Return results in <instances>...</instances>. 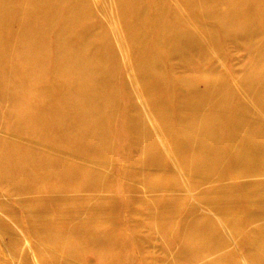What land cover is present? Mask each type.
Segmentation results:
<instances>
[{
    "label": "rangeland",
    "instance_id": "rangeland-1",
    "mask_svg": "<svg viewBox=\"0 0 264 264\" xmlns=\"http://www.w3.org/2000/svg\"><path fill=\"white\" fill-rule=\"evenodd\" d=\"M77 1L102 70L41 39L50 109H22L0 62V264H264V0Z\"/></svg>",
    "mask_w": 264,
    "mask_h": 264
},
{
    "label": "bare ground",
    "instance_id": "bare-ground-1",
    "mask_svg": "<svg viewBox=\"0 0 264 264\" xmlns=\"http://www.w3.org/2000/svg\"><path fill=\"white\" fill-rule=\"evenodd\" d=\"M227 1L232 2V0H227ZM69 6L70 7L67 9V11H65V15L61 17V19L59 20L58 7L53 4V0H0V62L7 63V68L3 72L5 77L1 85L3 86V88L5 87L6 91L9 94L10 102L13 105L21 106V108L22 106L25 107L45 106L46 108L45 107L44 108L46 110L47 107L49 106L47 102H43L42 100L37 99L39 95H42V94L38 95L40 90L49 84L45 72V69L46 67L48 68V65H46L45 63L50 64L51 62V56L45 58L42 57L45 56L43 55V51L49 48L46 47V45H44L43 43L37 42V41H41V39L45 40L46 38L48 39L50 38V40H52L53 51L47 53L46 55L52 54L62 61L61 68L60 69L54 68L53 69L54 72L57 73L61 72L60 74L62 75L70 74L71 76L83 80L86 74L91 73L92 67L98 68L99 70L103 69L100 63L101 55H98L97 57V54L93 53L95 50L91 46L87 47L86 44L87 41H92L91 40L93 37L92 27H88L87 29H84L79 33L76 32L75 30V28H79L78 27L79 25L75 28L73 27L75 21L82 19L84 16H86L83 14L84 12H82L83 8H81V5L77 0H71ZM49 44L50 43H48V45ZM75 57H77L78 60L74 62L75 63L74 65H70L72 64V58ZM90 60L97 61V64L94 66L91 63L92 61ZM68 65L69 67H67ZM59 87H60L59 83L57 82L56 88H58V90L56 89L55 91L57 94V99L56 102L54 103L56 104L57 107L61 105H65L67 106V108H69V110L72 111L73 109L75 110V108H80V107L85 108L92 104L91 101L88 100L86 95L83 92L79 91L78 88H76L77 87L76 85L73 86L70 85L69 89L67 90H59ZM18 88L21 89L22 91L24 90L23 92L24 95L22 97L17 94ZM46 98L50 100L49 97ZM96 101H97L96 102L97 106H99L100 101L98 100ZM43 111L40 112L41 115H43L42 114ZM25 112L22 113L23 117H26L28 114ZM13 115L14 114H12V116ZM41 115H38L36 123L33 124L42 129L44 128L42 125L43 123L42 119L44 118L39 117ZM44 115L46 116V113ZM79 117L80 116H78V118ZM80 119L76 118V120H78V123ZM14 120L15 119H13V121ZM25 120H27V118ZM82 120H84L83 117ZM65 121L66 120H64L63 122L64 124ZM78 123L75 122L74 125ZM70 125L71 124H68L66 122V125L62 127L63 131H67L70 134L71 132L70 128L73 127ZM28 126L30 125L27 124V129ZM41 129L40 131H42ZM78 131H76V133ZM67 132L61 133L62 136L63 134L66 133L64 135V138L65 136L68 138ZM64 138L61 137V139ZM9 158L7 157L6 159ZM1 161L2 160L0 159V164ZM10 162L11 160L9 161V163ZM11 163L10 165H13ZM0 167H2V164ZM7 168L8 166H6V169ZM8 171L10 172L11 170ZM8 174L10 176V173Z\"/></svg>",
    "mask_w": 264,
    "mask_h": 264
}]
</instances>
